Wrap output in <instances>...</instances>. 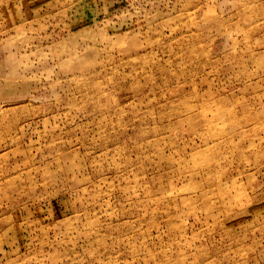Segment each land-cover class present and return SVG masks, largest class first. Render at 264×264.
I'll use <instances>...</instances> for the list:
<instances>
[{"label": "rangeland", "instance_id": "obj_1", "mask_svg": "<svg viewBox=\"0 0 264 264\" xmlns=\"http://www.w3.org/2000/svg\"><path fill=\"white\" fill-rule=\"evenodd\" d=\"M0 264H264V0H0Z\"/></svg>", "mask_w": 264, "mask_h": 264}]
</instances>
